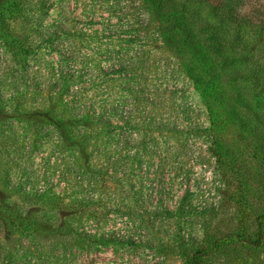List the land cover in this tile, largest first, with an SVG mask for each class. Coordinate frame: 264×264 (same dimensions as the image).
Instances as JSON below:
<instances>
[{
    "label": "rangeland",
    "instance_id": "rangeland-1",
    "mask_svg": "<svg viewBox=\"0 0 264 264\" xmlns=\"http://www.w3.org/2000/svg\"><path fill=\"white\" fill-rule=\"evenodd\" d=\"M22 1L0 23V264H264V117L205 99L145 0ZM236 1L264 60V0Z\"/></svg>",
    "mask_w": 264,
    "mask_h": 264
},
{
    "label": "trees",
    "instance_id": "trees-1",
    "mask_svg": "<svg viewBox=\"0 0 264 264\" xmlns=\"http://www.w3.org/2000/svg\"><path fill=\"white\" fill-rule=\"evenodd\" d=\"M145 1L162 22L165 43L180 53L188 75L205 99L225 105L226 112L237 121L244 119L241 115L243 107L263 119L264 112L257 103H260V92L264 89V60L253 55L255 47L246 39L249 38L247 33L253 31L248 30L245 34L242 30L247 26L244 24L247 16L241 13L237 1L206 0L213 13L211 17L199 13L200 3L204 0ZM23 10L22 0H0L3 29ZM4 210L9 216L14 214L12 208L5 207ZM10 221L12 226L16 222L14 218ZM21 223L25 224V221L22 219ZM4 251L0 250V263L5 259Z\"/></svg>",
    "mask_w": 264,
    "mask_h": 264
}]
</instances>
